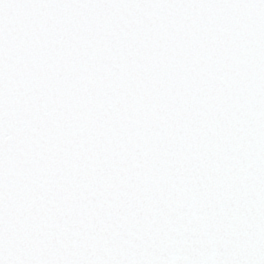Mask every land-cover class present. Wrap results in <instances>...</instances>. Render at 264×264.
I'll return each mask as SVG.
<instances>
[{"label": "snow or ice", "instance_id": "obj_1", "mask_svg": "<svg viewBox=\"0 0 264 264\" xmlns=\"http://www.w3.org/2000/svg\"><path fill=\"white\" fill-rule=\"evenodd\" d=\"M0 264H264V0H0Z\"/></svg>", "mask_w": 264, "mask_h": 264}]
</instances>
